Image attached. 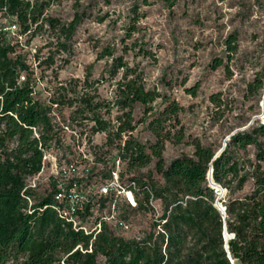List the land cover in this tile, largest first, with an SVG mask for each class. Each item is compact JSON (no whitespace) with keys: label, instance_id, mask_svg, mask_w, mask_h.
I'll use <instances>...</instances> for the list:
<instances>
[{"label":"trees","instance_id":"16d2710c","mask_svg":"<svg viewBox=\"0 0 264 264\" xmlns=\"http://www.w3.org/2000/svg\"><path fill=\"white\" fill-rule=\"evenodd\" d=\"M52 2L0 0V17L9 22L7 27L0 25V264H264V123L254 121L232 133L216 157L222 148L204 145L200 139L186 135L179 118L184 108L156 89H148L143 75L123 56H116L111 46L102 48L97 58L107 59L108 78L115 81L111 102H99L97 90L91 96L86 77L83 82L69 81L66 86L60 83L57 99L47 105L35 97L37 80L43 79L44 70L36 78L29 57L35 68L53 71L57 56L71 51L85 19V12L78 9L69 21L46 15ZM11 26H16L13 33L5 30ZM129 29L131 33L136 30L134 22ZM38 37L44 39L43 45L30 56L29 46ZM234 41L229 36L225 42L228 57L236 51ZM138 52L144 58L155 57L143 48ZM222 65V60L214 61L213 69ZM54 76L57 79V73ZM253 87L255 82L248 90ZM258 90L264 101V82H259ZM186 91L196 96L195 88ZM221 97L217 93L209 98L215 113L223 107ZM157 103L160 109L150 117ZM138 105L144 112L136 121L134 110ZM64 106L71 109L74 120L92 123V134H106L105 147L116 148L117 162L124 163L127 171L154 162L158 182L149 185L130 180L124 184L123 172L113 166L99 185L92 183V166L97 162L91 163L84 153L90 147V138L60 124L58 112ZM113 109L118 111L115 124L104 118ZM143 123H147L154 142L142 143L134 136ZM168 143L191 146L193 151L167 164L164 151ZM61 145L78 152L67 164L91 165L90 174L80 180L83 187L93 185L97 191L113 179L115 172L124 187L135 182L137 206L119 202V216L125 220L122 214L126 210L120 212L122 208L147 210L152 217L148 232L129 239L120 236L113 223L102 219L113 196L94 199L80 214L89 223L94 213H100L91 223L100 224L98 233L76 231L58 211L63 205L55 200V176L42 195L38 194L40 182L29 188V181L43 172L44 156ZM250 147L255 149V159L241 158L239 153ZM211 169L214 184L225 191V219L215 206L218 194L208 179ZM248 184L250 191L244 193ZM225 232L230 236L227 241Z\"/></svg>","mask_w":264,"mask_h":264},{"label":"rangeland","instance_id":"374dc122","mask_svg":"<svg viewBox=\"0 0 264 264\" xmlns=\"http://www.w3.org/2000/svg\"><path fill=\"white\" fill-rule=\"evenodd\" d=\"M76 9L85 12L84 22L75 35L69 54L57 56L53 71L45 67L35 68L29 57L36 78L44 70L43 79L37 80L36 85L35 97L40 101L49 105L57 99L56 89L60 83L66 86L69 81L83 82L89 77V94L93 96L97 90L101 97L99 102H111L115 81L108 78L107 59H97L102 48L111 46L116 56H123L143 75L148 89H156L184 108L179 118L185 134L200 139L204 145L222 148L235 131L247 128L254 121L264 123L263 98L258 90L259 82H264V0H53L45 14L69 21ZM101 18L103 22L99 21ZM133 22L136 30L131 33L129 26ZM0 25L7 27L9 22L0 17ZM229 36L235 39L233 45L236 48L230 57L225 45ZM43 42L44 39L38 37L30 44V56L42 47ZM141 48L155 57L138 55ZM63 60L67 63L64 64ZM218 60H222L223 65L214 70V61ZM253 82L255 87L250 91L248 86ZM191 88H195L196 96L187 93L186 90ZM217 93L222 95L223 107L215 113L209 98ZM159 107L158 103L154 105L150 117L158 112ZM143 112L141 106H136V121L143 118ZM58 116L63 126L76 128L81 135L88 134L90 147L84 153L91 163L97 162L92 166V183L99 185L109 168L117 166L116 148L105 147L106 134H92V123L81 118L74 120L71 109L66 106L60 108ZM117 116V109H113L111 115H104V118L115 124ZM245 122L248 124L242 126ZM134 136L142 143L155 141L147 123L139 124ZM65 140L70 142L69 136L65 135ZM192 151L191 146L168 143L164 158L168 164L181 154H191ZM48 154L40 178L38 194L41 195L46 193L52 176H55V166L67 164L74 159L73 155L78 156L77 151H70L65 145L55 147ZM239 156L254 160L255 149L250 147ZM118 169L123 172L124 184L136 180L151 185L160 178L154 162L131 172L126 170L124 163ZM83 188L90 192L95 190L93 185ZM250 188L248 184L244 193ZM217 189L218 200H222L219 203L224 207L225 191L221 195V188ZM123 210L126 211L122 215L131 223L132 230L129 233L117 231L120 236L130 239L148 232L152 217L147 210L132 212L122 208L120 212ZM99 214L94 213L89 223H93Z\"/></svg>","mask_w":264,"mask_h":264},{"label":"built area","instance_id":"2783aa9c","mask_svg":"<svg viewBox=\"0 0 264 264\" xmlns=\"http://www.w3.org/2000/svg\"><path fill=\"white\" fill-rule=\"evenodd\" d=\"M5 30L13 33L16 31V26L8 27ZM22 81H24V77L20 78V82ZM64 128L68 130L67 127ZM34 132L35 137L38 138V134L35 130ZM48 157L49 154L44 156V162L48 160ZM116 165L118 168L119 162H117ZM55 167V178H57L56 184L58 188L55 200L63 205L58 211L63 218L73 224L76 231H83L85 234L98 233L100 231L99 223L91 225L88 221L81 219L80 214L84 213V208L87 204L94 203L98 198L107 196H113L114 200L110 205L109 211L102 216V219L113 223L116 231L129 233L132 230L131 224L120 218L118 203L125 202L133 208L137 206L135 193L138 191V188L135 182H131L127 187H124L120 183L118 175L115 172L113 174V179L102 184L97 191L90 192L83 188L80 180L87 178L90 174L91 165L85 164L83 166H78L72 163L61 164L59 166L56 165ZM41 175L42 173L33 177L29 181L28 187L35 188L40 182ZM216 192L219 194L218 190H216ZM155 220L158 222L157 209L155 211Z\"/></svg>","mask_w":264,"mask_h":264},{"label":"water","instance_id":"95a60500","mask_svg":"<svg viewBox=\"0 0 264 264\" xmlns=\"http://www.w3.org/2000/svg\"><path fill=\"white\" fill-rule=\"evenodd\" d=\"M262 107H264V101H263V103H262ZM222 150H223V148L218 152V154L216 155V157H218V156L220 155V153L222 152ZM216 157H215V158H216ZM208 179H209V182H210V186H211V187L215 188L216 190H218L217 188H220L219 186L215 185L214 182H213V179H212V169H211L210 172H209ZM220 192H221L220 194L222 195L223 190L220 191ZM215 206L218 208V210H220V212H221L223 218L225 219V208L222 207V205L219 203V200H217ZM229 237H230V236L225 232V240H226V241H227V239H228ZM226 248H227V246H226Z\"/></svg>","mask_w":264,"mask_h":264},{"label":"bare ground","instance_id":"6f19581e","mask_svg":"<svg viewBox=\"0 0 264 264\" xmlns=\"http://www.w3.org/2000/svg\"><path fill=\"white\" fill-rule=\"evenodd\" d=\"M223 193H224V190H223Z\"/></svg>","mask_w":264,"mask_h":264}]
</instances>
